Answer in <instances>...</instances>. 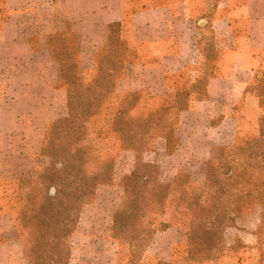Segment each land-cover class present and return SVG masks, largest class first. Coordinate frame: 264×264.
<instances>
[{"label":"rangeland","instance_id":"374dc122","mask_svg":"<svg viewBox=\"0 0 264 264\" xmlns=\"http://www.w3.org/2000/svg\"><path fill=\"white\" fill-rule=\"evenodd\" d=\"M84 3L86 0H0V243L9 246L11 262L24 264L28 234L15 219L21 203L14 200L11 183L47 166V159L40 156L45 130L67 112L66 90L56 86L58 66L44 48V38L69 23L79 37V63L85 81L94 76L97 54L100 72H116L111 96L87 121V133L80 143L88 150L86 172H98L101 163L109 160L111 177L83 206L69 240V264H262L263 247H245L240 239L243 230L255 229L259 208L243 215L230 212L234 223L223 226L219 245L210 251L191 237L202 220L200 208L213 201L214 188L205 183L203 169L215 150L225 147L235 152L236 173L247 167V162L251 167L260 165L259 159L256 164L247 157L256 148L235 150L259 133L255 135L250 125L239 120L242 106L233 100L234 95L207 102L205 85L215 74L210 71L214 31L201 30L196 36L208 60L187 67L195 72H148L129 49L125 26L120 24L113 42L107 45L106 28L93 29L95 20L84 21L73 13ZM102 33V44L90 42ZM31 45L40 46V53L24 57L23 50ZM249 89L257 97L261 95L259 105L264 112V69ZM130 94L137 99L127 116L133 120L152 116L153 121L145 135L135 137L134 149L123 147L112 132L119 104ZM161 108L167 109L166 114L158 112ZM261 126L264 130V114L258 130ZM139 162L153 166V182L169 184L170 189L161 206L139 217L134 231L114 237L113 215L124 203V178ZM232 189L237 194L241 188L235 185ZM193 202L198 206L192 207Z\"/></svg>","mask_w":264,"mask_h":264},{"label":"trees","instance_id":"16d2710c","mask_svg":"<svg viewBox=\"0 0 264 264\" xmlns=\"http://www.w3.org/2000/svg\"><path fill=\"white\" fill-rule=\"evenodd\" d=\"M119 27L120 23L107 25V45L113 42ZM78 39V34L69 23H66L64 30L44 38V48L58 66L56 86L66 90L67 112L50 123L45 130L40 156L47 159V166L42 170L28 172L11 183L15 192L14 200L21 203L15 219L18 220L20 229L28 232L23 249L24 264H69V240L83 206L94 196L97 187L107 183L111 177L109 160L101 163L98 172H86L85 155L88 150L81 147L80 143L87 133V121L99 113L102 104L111 96L109 92L113 91L116 72H100L101 62L97 54L94 76L90 81H85L79 63ZM31 49L38 52L40 46L31 45ZM260 96L259 94V99ZM136 99L137 96L133 94L125 96L112 122V132L127 149H134L135 137L145 135L149 124L153 122L152 116L139 120L127 116L135 106ZM166 111V108H161L158 112L163 115ZM252 147L256 148V152L250 150L247 157L256 164H259V159L260 165L257 167H251V162H247V167H242V171L236 173V164L233 163L235 152L225 147L217 148L212 159L204 165L205 183L214 188V197L210 205L200 208L202 220L191 231V237L194 241H199L207 251L219 245L218 239L223 226L227 222L234 223L230 212L243 215L259 208L261 225L258 235L260 242L264 240L262 126L258 137L247 141L243 147L237 146L235 150L241 152ZM153 169L150 164L139 162L124 178V203L113 215L111 230L114 237L129 229L134 231L139 217L157 209L166 199L170 185L153 182ZM151 183L153 186H149ZM235 185L241 188L237 194L232 189ZM190 205L198 206V203ZM200 225L203 226L197 229Z\"/></svg>","mask_w":264,"mask_h":264},{"label":"crops","instance_id":"0c3cea01","mask_svg":"<svg viewBox=\"0 0 264 264\" xmlns=\"http://www.w3.org/2000/svg\"><path fill=\"white\" fill-rule=\"evenodd\" d=\"M86 2L73 13L84 21L89 18L95 20L97 23L93 29H105L112 23L125 26L124 39L135 59L148 72H161L162 75L195 72L187 67L208 60L196 36H200L201 30L214 31L216 37L210 71L213 70L215 74L208 78L205 85L207 102L221 100L231 93L233 100L242 106L241 114H237L239 120L250 125L255 135L259 133L258 122L264 112L260 108L259 98L249 87L264 69V0ZM103 33L101 36L94 35L90 42L102 44L105 40ZM2 41L6 40L3 38ZM23 51L24 57H34L40 53L31 48ZM241 115L246 119H240ZM230 117L231 121L236 122L237 119ZM260 225L259 210L255 229L241 232L240 239L245 247L259 250L261 245L264 249L258 235ZM0 264H13L6 243H0Z\"/></svg>","mask_w":264,"mask_h":264}]
</instances>
